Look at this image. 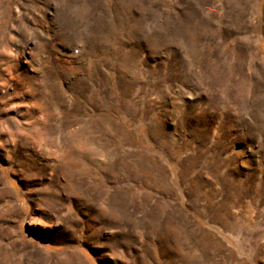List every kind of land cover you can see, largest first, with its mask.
<instances>
[{"label":"rangeland","instance_id":"rangeland-1","mask_svg":"<svg viewBox=\"0 0 264 264\" xmlns=\"http://www.w3.org/2000/svg\"><path fill=\"white\" fill-rule=\"evenodd\" d=\"M0 264H264V0H0Z\"/></svg>","mask_w":264,"mask_h":264}]
</instances>
